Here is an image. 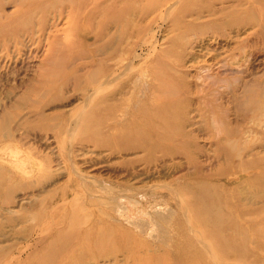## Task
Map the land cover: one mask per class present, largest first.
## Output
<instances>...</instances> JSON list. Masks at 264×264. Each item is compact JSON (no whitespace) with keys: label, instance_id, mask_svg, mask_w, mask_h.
Here are the masks:
<instances>
[{"label":"rangeland","instance_id":"1","mask_svg":"<svg viewBox=\"0 0 264 264\" xmlns=\"http://www.w3.org/2000/svg\"><path fill=\"white\" fill-rule=\"evenodd\" d=\"M248 3L0 0V264H94L89 251L72 250L82 237L121 238L111 231L119 195L156 217L152 237L141 232L149 216L135 228L120 220L153 248L172 243L181 216L189 224L178 202H198L182 187L197 195L207 183L221 208L226 196L262 210L264 180L247 177L264 172V20L245 23L257 16ZM168 101L178 103L184 136L153 150L116 137L151 118L159 126ZM89 116L108 118L105 129L84 128ZM257 240L247 237L250 264H264ZM137 256L114 264L149 261Z\"/></svg>","mask_w":264,"mask_h":264},{"label":"bare ground","instance_id":"2","mask_svg":"<svg viewBox=\"0 0 264 264\" xmlns=\"http://www.w3.org/2000/svg\"><path fill=\"white\" fill-rule=\"evenodd\" d=\"M247 5L248 6H247L246 10H252V11L255 10L256 11L255 14L257 16L253 17L251 21H250L251 18L250 19L247 18L245 20V23L249 22V23L258 24L261 22L260 20H264V15H263L264 14V0H255V1L249 0V3ZM102 104L104 105V103H101V106H102ZM94 105L90 107V109H91L90 113L93 112L94 108H95V110H97L98 106L97 105L94 106ZM178 108H179V106H178V103L176 101L165 102L164 107H162L161 109H158L157 117L161 120L159 122V126L157 125L156 122L151 120L153 118H151L147 121L142 120L145 122L144 125H142L143 122L141 123V125H140V122H138L139 123L138 125H140V127L136 126V125H131L130 128H125L126 130H124V128H123L121 133L118 132V136H116V137L118 138L119 134H120L121 138L119 137L118 139L119 140L121 139V141H123V139L126 138L128 144L132 145V146L130 145L131 148L133 146L135 147L138 145L140 147L144 146V148L141 147L143 149H145V147H147L150 150L156 146H158V148H159L160 142L168 140L169 138L172 139V142H173V139H178V137L181 138V136H184V133H185L179 127H176L174 125L175 119L173 118V116L176 115ZM138 113H140V112L138 111ZM141 113H142V111H141ZM154 113H156V112L154 111ZM148 117H149V115H148ZM106 119H108V118H104V117H102V118H98V117L91 118L89 116L88 120L85 121V124H84L85 127L84 128H86L88 130H92L93 132L97 133L101 129V127L104 128L107 126L106 125V123H107ZM154 120H155V118H154ZM185 120H184V122H187V120L186 121ZM161 132L164 134H161ZM122 133H123V135H122ZM187 134L188 133L186 132L185 136H187ZM224 140L228 141L229 143L231 141L227 137H225ZM162 144H164V143H162ZM186 144H187L186 141H184V140L182 142L180 141L179 147L181 148V146H183V145L186 146ZM140 147H138V148H140ZM162 147H163V145H162ZM166 147H167L166 151L170 152V153L173 150H176L175 148H177V146L176 147H172V146L170 147L169 145H167ZM182 149H183V147H182ZM17 150H15L13 152H17ZM161 151H163V150L161 149ZM11 152H12V150H11ZM150 153H151V151H150ZM9 154H10V151H9ZM14 154L15 153H13L12 155H14ZM263 164L264 163H261V165H263ZM30 172L28 171V173H30ZM259 173L260 172L258 171L255 175H252L250 178L248 176L247 179L252 180V182H254V183H258L261 180H264V177H263L264 172H263V174H259ZM238 176L234 177V179L237 180L238 178H240ZM231 179H233V178H228V181ZM204 183H206V182H204ZM207 185L209 186V184L206 183V186ZM199 186H200V184H199ZM206 186L204 184L201 187L196 186L197 188H200L199 189L200 192L198 190L197 192H199V193L197 195H195V193H192V191L189 190L191 187L189 189H186V187L185 188L182 187L183 193H185V195L187 196L186 198L189 199L190 201H192V200H194V202L197 201L198 203L196 205H193L192 207H189V206L186 207L184 205H181V202L179 200L178 206L182 211V215L185 216V218H187L189 216V221H188L189 226L182 223L183 217L181 216L180 222H178V224H176V226L173 227L170 231L168 230L169 234H170V232H172V234L170 236L171 240L169 241L172 243H170V244L168 243L167 244L168 246H166L165 248H163L162 246L159 248L160 245L157 246L156 248H153L151 245L153 242L152 243L147 242V241H145L146 239L143 240L142 238L136 239L135 236L138 234L135 233L136 235L134 236L133 231H129L130 229L128 230L127 228H125L123 223H121L122 221L120 222V220H123L126 223H128V225H131V226L133 225V227H134V222H135L134 219H139V218L143 219V218L149 216L150 220L147 219V222H148L147 228H145L146 230L141 229L142 230L141 232H144L145 234H147V236L149 235L152 237L153 236L152 233L154 232V227H152V226H154L156 224L157 220H156L155 216L151 215L150 211H148L147 209H144L146 206H144V205L141 206L139 201H137L136 199L134 200L133 198H129V197L127 198V196H123V195L120 196L119 195L115 199L117 204L114 206L115 207L114 209L117 212V217L114 220V222L116 221L115 222L116 225L113 226L114 231L112 229H111V231H112V233L113 232L115 233L116 230H117V232L120 231L121 234L120 235L116 234V236L117 237L120 236L121 238H112V240L110 239V240L104 241V237H103V239L101 241H104V244L102 242L100 243V241L96 242L98 240L96 238L97 240H94L93 242L89 241L90 243L88 244V241H87L88 239L87 240L85 239L86 240L85 241L84 238L82 237V240L74 247L75 249L72 250V254L75 256H77L79 254L81 256V254L83 255L84 251H87V252L89 251V254L91 253V255H92L94 264H98L100 262L102 264H106V263L107 264H111V263L114 264L118 260H120L119 257H126L128 259L131 258V260L134 262L135 260H137V258H138L137 255H139V254L140 255L141 254L146 255V256L148 255L147 257L149 259L152 256V254L157 251L156 249H161V250H163V254H164L162 258H160L161 256L158 257V256H156V254L155 255L153 254L154 260H152V262H151V260L149 259V261H150L149 262L146 259V257L144 256L145 260H147L148 262H146V261L144 262L142 260L141 262H139L137 264H143V263L144 264H212V262H214L216 264H226V263H222V262L223 261L227 262L230 259H234V260L239 261V264H240V262L242 264H250V262L248 261L250 249H248L246 247L248 245V244H246V243H248V242H246L247 237H250L251 235H253L255 238L258 239L256 242L259 244V246L257 245L258 247H260V245H261V247H263V245H264V232H262V230H260L261 224L264 221V194H262V193H264V191L263 192L260 191L261 193H259V194L263 195V196L259 195L260 201L263 203L262 204L263 208L261 211L260 210L257 211V209L253 210L248 205L242 204L239 200L238 201L236 200V197H234V198L230 197V199H227L226 196H225L226 203H224V206H222V208H221L220 206L217 205V203L214 199V197H216L218 195V193L216 195L212 194V193H208ZM213 187H214V185H213ZM194 189H192V190H194ZM123 197L127 199L126 205L128 208L126 206H123V204H122L123 202H121V200L119 201V199L123 198ZM183 199H185V198H183ZM108 209H110V208H108ZM90 211H92V210L90 209ZM89 213L90 212H88V215H89ZM90 216L91 215H89V217ZM124 216H125V218H123ZM89 217H87V218H89ZM91 218H93V216ZM85 220H86V218L84 219V223H83L84 226H86L85 224H87V223H85ZM95 224H97V223L95 222ZM183 224L185 226H183ZM78 225H81V226H77V227H82V223L78 224ZM69 226L74 227L73 225H69ZM88 229L90 230V228H88ZM109 230H110V228H109ZM77 232H76V234H77ZM93 232H94V230H93ZM97 232H98V230H97ZM130 232L133 234L134 238H132V236H130V234H129ZM141 232H140V235H141ZM60 233H57L56 237ZM78 235H80V234H78ZM77 237L78 236H76V239H77ZM112 237H113V235H112ZM89 239H90V235H89ZM167 239H169V238H167ZM206 239H207V242L205 244L204 242ZM251 239H250V241H252ZM83 240L87 244H85L83 242ZM208 241H210V242H208ZM250 244H251V242H250ZM47 247H48V244L46 245V248ZM101 247H103L104 250L103 249L99 250V248L101 249ZM42 249H45V247H42ZM256 251H260V250H256ZM251 253L253 254V252H251ZM69 254L71 255V253L68 252V255ZM255 256H256V254H255ZM67 258L68 257H66V259ZM144 258L142 257V259H144ZM250 258H251V256H250ZM261 258H262V256H261ZM121 259L124 260L123 258H121ZM64 261H66V260H64ZM251 261H254V260L251 259ZM258 262H260V260L257 261L256 263L255 262L254 263L257 264ZM254 263L252 262V264H254ZM39 264H43L42 260L39 261ZM63 264H71V263L66 262Z\"/></svg>","mask_w":264,"mask_h":264}]
</instances>
